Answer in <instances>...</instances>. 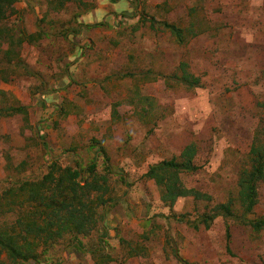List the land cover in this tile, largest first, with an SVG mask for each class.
Here are the masks:
<instances>
[{
	"label": "rangeland",
	"instance_id": "1",
	"mask_svg": "<svg viewBox=\"0 0 264 264\" xmlns=\"http://www.w3.org/2000/svg\"><path fill=\"white\" fill-rule=\"evenodd\" d=\"M12 6L5 32L42 37L14 46L20 66L0 42V240L17 254L0 244V264H264V229L243 221L264 217V179L250 212L240 185L264 143V0ZM191 143L198 169L178 177L198 195L171 205L145 174ZM76 196L93 200L88 232L47 205Z\"/></svg>",
	"mask_w": 264,
	"mask_h": 264
},
{
	"label": "trees",
	"instance_id": "2",
	"mask_svg": "<svg viewBox=\"0 0 264 264\" xmlns=\"http://www.w3.org/2000/svg\"><path fill=\"white\" fill-rule=\"evenodd\" d=\"M13 2L14 0H0V23L5 21L10 16ZM164 25L165 27L170 28L173 32L179 31L174 24L165 23ZM5 28H8L9 32H5L4 28L0 26V42L3 40V42L8 45V48L6 50L8 54L7 63L8 65L13 64L14 66H20V56L17 55V61L15 63L13 62V57H15L14 55H16V51H18V49H14V46L19 45L21 47L25 41L33 43L36 40L40 39L42 37V34L27 35V33L22 30L21 32H18L20 34H18L17 36L16 33H13L12 28L7 26ZM183 81L186 82L190 87H196L200 84V78L198 76H195L193 75V73L186 71L183 76ZM11 107H13L12 109L16 112H24L26 110L25 105ZM195 151V145L191 143L187 145V147L182 151L180 161H178L176 158L160 161L156 164L151 165L145 174L146 177L154 179L156 183L162 188V199L170 201L171 205H173L177 198L180 196H186L190 193H196V195H198L197 191L195 192L192 189L185 188L181 184L178 177L179 173H182L183 171H194L198 169V166H195L192 163V158L195 154ZM251 159L253 162L251 169L244 172L240 180V185L242 187L241 195L243 197L246 212L252 211L254 206L256 205L257 184L259 181L264 179V143L258 144L257 141L254 142L251 149ZM95 168V162L88 166L90 172H93ZM80 175V170H75L73 172V176L75 178L79 177ZM75 184H77L78 186L80 185L76 181ZM81 187L83 189H86V187H89V184L87 183L86 185H82ZM50 201L51 202H49L47 205H53V212L56 215L58 214V218L63 219L60 223L64 222V227H70L72 223V225L74 227H77L79 231L88 232L90 231V226L86 223L90 221V219L93 220V224H95L96 222V211L94 207H92L93 200L85 201L84 198L76 196L71 201H63L61 204L56 200ZM61 210L65 211V214L63 216H60L59 214ZM220 215L224 217H231L234 215L230 202L216 205L213 209V212L204 216V222L207 226H209L210 222ZM243 221L246 224H250L256 231L264 229V217L255 219L244 217ZM227 233L229 237V229L227 230ZM0 244L5 245V247L10 250L13 257L17 255L14 252V247L10 246L9 244H5L3 240H0ZM78 246L81 247V244H78ZM28 259L29 256H23V261H27ZM178 259L182 264H191L188 260L184 259L181 256H178Z\"/></svg>",
	"mask_w": 264,
	"mask_h": 264
},
{
	"label": "crops",
	"instance_id": "3",
	"mask_svg": "<svg viewBox=\"0 0 264 264\" xmlns=\"http://www.w3.org/2000/svg\"><path fill=\"white\" fill-rule=\"evenodd\" d=\"M3 87V86H2ZM4 90H8V88L7 87H5V88H3ZM12 106H14V104H12Z\"/></svg>",
	"mask_w": 264,
	"mask_h": 264
}]
</instances>
